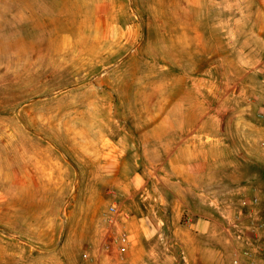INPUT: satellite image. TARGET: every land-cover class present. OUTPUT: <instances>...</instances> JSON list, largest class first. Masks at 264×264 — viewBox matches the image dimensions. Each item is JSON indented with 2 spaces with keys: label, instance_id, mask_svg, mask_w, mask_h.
I'll list each match as a JSON object with an SVG mask.
<instances>
[{
  "label": "rangeland",
  "instance_id": "rangeland-1",
  "mask_svg": "<svg viewBox=\"0 0 264 264\" xmlns=\"http://www.w3.org/2000/svg\"><path fill=\"white\" fill-rule=\"evenodd\" d=\"M263 66L264 0H0V264L264 261ZM191 113L183 184L156 146Z\"/></svg>",
  "mask_w": 264,
  "mask_h": 264
},
{
  "label": "crops",
  "instance_id": "crops-1",
  "mask_svg": "<svg viewBox=\"0 0 264 264\" xmlns=\"http://www.w3.org/2000/svg\"><path fill=\"white\" fill-rule=\"evenodd\" d=\"M191 115L192 116L190 117H188L187 115L185 119L177 118L175 123H174V120H171L172 122H170L169 128L166 131H164V133H160L158 138L157 136L155 137V139L157 138V141H158L157 146H156L158 156L163 157V158L167 156H169L170 158H175V160L170 159V165L171 167H175L174 169L178 171L176 173V181H179V182L181 181L183 184H185V182L188 184V181L190 180V177H191L190 174L191 172H193L192 165L194 163V157H195L194 151L196 148H200V144H195V137L197 135L194 132L195 126H200V125L195 124V118H194L193 113H191ZM205 134L206 133H201L198 136H201V137L209 136ZM201 141L202 143L204 142L202 139ZM221 144H224V143L219 142L218 144L219 155H218L217 169H218V172L221 173L224 177L225 172L227 170L226 157L224 154L226 152V149H225V145L221 147L220 146ZM201 168L205 169V165H203V167ZM219 179H222V177H219ZM219 179L217 183L221 181ZM205 188L212 189V187H205ZM184 189L186 191V194H185L186 195V200H185L186 205L185 206H188L190 203V197H194V190H193V187H189V186H186ZM209 189L206 195V197L208 198V202L219 205L220 203L216 202V200H213V199L210 200L212 197V191L211 190L209 191ZM175 203L181 206L182 204H184V199L182 197L181 198L176 197ZM177 219L179 220V218ZM207 221L211 222L214 220L213 218H211V216H208ZM185 225L193 229L194 234H198V232L201 230V229L199 230L200 225L198 224V222L192 224L190 219L187 221ZM175 226L177 225L175 224ZM177 229L175 227L174 233L176 236H178V233L176 232ZM203 231H204V228H202V232ZM186 243L187 244H185V246L188 248L196 247L192 244L193 242L191 243L186 242ZM263 245L264 244H261L260 246V250L258 251V256H261L262 254H264ZM196 262L198 264V261ZM201 264H204V263H201ZM255 264H264V261L260 259Z\"/></svg>",
  "mask_w": 264,
  "mask_h": 264
},
{
  "label": "built area",
  "instance_id": "built-area-1",
  "mask_svg": "<svg viewBox=\"0 0 264 264\" xmlns=\"http://www.w3.org/2000/svg\"><path fill=\"white\" fill-rule=\"evenodd\" d=\"M261 73L264 75V66L262 67ZM256 200V198H253L252 201L256 202ZM119 212V199L116 196H111L109 198L106 210V222L109 227H115L117 225ZM236 225V223L233 224V226ZM126 237V232H122L120 235V241L125 242L127 239ZM84 257H87L86 253L84 254ZM235 264H238V262H235Z\"/></svg>",
  "mask_w": 264,
  "mask_h": 264
},
{
  "label": "bare ground",
  "instance_id": "bare-ground-1",
  "mask_svg": "<svg viewBox=\"0 0 264 264\" xmlns=\"http://www.w3.org/2000/svg\"><path fill=\"white\" fill-rule=\"evenodd\" d=\"M57 32V31H56ZM163 88V87H162ZM168 103V102H167Z\"/></svg>",
  "mask_w": 264,
  "mask_h": 264
}]
</instances>
